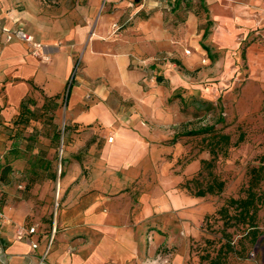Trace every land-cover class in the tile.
Instances as JSON below:
<instances>
[{
  "label": "rangeland",
  "instance_id": "obj_1",
  "mask_svg": "<svg viewBox=\"0 0 264 264\" xmlns=\"http://www.w3.org/2000/svg\"><path fill=\"white\" fill-rule=\"evenodd\" d=\"M36 2L42 25L46 19L53 34L135 47L131 68L141 73L140 85L148 96L144 123L149 140L162 152L160 159L153 162L149 156L136 168L132 162L122 164L126 180L117 181L126 184L129 195L122 197L103 149L112 128L109 102L90 127L93 131L74 143L65 95L27 126L16 124L17 117L2 125L0 169L15 145L24 154L10 163L13 171L2 183L0 204L7 213L26 212V224L39 231L42 247L34 259L24 256L23 262L211 264L231 241L234 251L224 264H264V182L255 244L246 236L247 227L235 221L226 227L217 214L230 199L246 197L249 170L264 164V73L262 62L248 58L246 51L254 42L264 43V11H250L247 17L256 24L243 28L235 22V8L243 0ZM82 57L76 54L75 75ZM31 99L41 109L44 98ZM58 134L64 141L61 168ZM32 136L34 142L28 140ZM221 136H228L229 143L219 141ZM39 155L49 162L47 169L36 165ZM76 157L81 167L67 176ZM62 170L63 178L53 177ZM127 175L138 181L130 182ZM215 181L224 183L222 192L195 196ZM0 247L8 252L2 238ZM8 255L12 264L14 256Z\"/></svg>",
  "mask_w": 264,
  "mask_h": 264
},
{
  "label": "crops",
  "instance_id": "obj_2",
  "mask_svg": "<svg viewBox=\"0 0 264 264\" xmlns=\"http://www.w3.org/2000/svg\"><path fill=\"white\" fill-rule=\"evenodd\" d=\"M38 8L36 0H0L2 25L12 30L22 26L27 34L33 36L36 43L44 46L42 55L36 56L23 41L7 42L0 28V138L3 137L2 125H9L15 117L18 118L21 103L32 96L41 95L45 102L46 98L58 97V101L65 95L64 105L70 120L71 127L69 126L68 131L71 132L72 143L76 139L87 137L85 135L93 131L90 127L101 116V108L107 107L105 103L109 102L108 106L112 107L109 113L112 128L108 131L107 138L110 136L114 139L112 143L106 142L103 149L108 152L110 172L115 174L114 186L118 188V192L122 191L120 196L127 197L129 195L126 193V184L117 181L122 178L126 180L121 176L122 164L132 162V168H136L149 156H154L153 162L160 159L162 152L161 147L149 140L150 132L144 123L147 115L143 114L142 108L146 106L148 96L140 85L141 73L131 68L136 63L135 56L138 55L134 52L135 47L117 46L106 38H63L67 37V33L63 37L58 33L53 34L49 27L51 24H47L46 19L42 25ZM235 11L237 24L240 23L243 28L255 26L257 20L247 15L250 16V11L259 14L264 11V0H243L238 2ZM65 23L67 28L69 25ZM55 27H60V24ZM246 51L248 58L262 62L260 70L264 73V43L254 42ZM77 53H81L83 57L82 67L75 75ZM43 54L50 59L45 60ZM125 107L130 108V112L124 111ZM60 142L61 168L63 134ZM3 150L4 145L1 144L0 152ZM1 159L0 155V165ZM43 159L44 169H47L49 162L46 158ZM76 159V163L67 168V176L72 168L81 167L80 159ZM67 163L66 161L65 164ZM132 168L125 172L129 174ZM57 175L61 178L60 171ZM127 180L138 181L136 176H128ZM3 182L0 180V191ZM19 188L23 189V186ZM82 194L81 189L78 195ZM1 198L0 193V202ZM0 208L10 219L2 227L1 238L7 243L8 252L14 256L12 264H25L24 256L30 255L34 259V256L40 254L42 247H32V243L38 245L39 231L36 229L35 234L19 240L17 230L29 229L34 225L26 224V212L16 209L7 213L1 204ZM32 258L29 259L34 263Z\"/></svg>",
  "mask_w": 264,
  "mask_h": 264
},
{
  "label": "trees",
  "instance_id": "obj_3",
  "mask_svg": "<svg viewBox=\"0 0 264 264\" xmlns=\"http://www.w3.org/2000/svg\"><path fill=\"white\" fill-rule=\"evenodd\" d=\"M204 34V37L206 36ZM58 97L55 98H46L41 109L36 108V102L31 98L23 100L21 103V110L18 119L16 120V124L18 125H29L31 121L38 120V113L41 111L42 114H45L50 111L49 107L51 105H56ZM30 106L34 109H31ZM67 128H65V133ZM32 136L31 139H28L31 142H34ZM58 141H61L60 135H56ZM216 139V138H215ZM222 140L226 144L229 143L230 138L228 136L219 137V141ZM218 141V142H219ZM24 152L21 151L19 146L15 145L13 149L9 152L7 164L3 169H0V180L7 182L9 175L12 173L13 168L11 166V161L18 160L22 157ZM64 161L61 159V165H63ZM36 165L41 168H45L44 159L42 156L37 158ZM57 173L53 175L56 177ZM64 177V170L61 171V178ZM249 182L248 188L246 190V197L240 199H230L227 205L223 206L221 209L217 211V214L221 216V219L224 221V225L226 227L233 225L234 223H238L239 225L245 228L247 234L249 236L252 244H255L259 237L260 232L258 230V214L260 211V203H262V194H260L261 184L264 182V164L259 165L258 167H252L249 170ZM224 188L223 182H214L210 184L205 190L200 189L196 192L195 196L198 198H204L207 194L214 195L216 193L222 192ZM231 210H234V214H231ZM234 248L232 246V242L229 241L225 246H223L217 256L211 260V264H224L225 258L228 254L232 253Z\"/></svg>",
  "mask_w": 264,
  "mask_h": 264
},
{
  "label": "built area",
  "instance_id": "obj_4",
  "mask_svg": "<svg viewBox=\"0 0 264 264\" xmlns=\"http://www.w3.org/2000/svg\"><path fill=\"white\" fill-rule=\"evenodd\" d=\"M0 28L3 32V34H5L7 42H10L13 40L23 41L29 45V47L32 49L33 53L36 56L42 55V53L44 51V46L39 44V43H36L33 36L27 34L22 26H19L18 28H15L13 30L10 28L4 27L2 25V19L0 17ZM187 54H190V52H187ZM43 56H44L45 60L50 59V57L45 55V54H43ZM113 139H114L113 137H110L109 142L112 143ZM6 219L7 218H6L5 213L0 208V239H1V230H2L3 225L6 223ZM35 233H36V227H31L29 229L20 228L17 230V236H18L19 240H23V239L27 238L28 236H31ZM32 247H33V249H36L38 247V245L35 243H32ZM0 263L1 264H10L9 255L3 247H0Z\"/></svg>",
  "mask_w": 264,
  "mask_h": 264
}]
</instances>
